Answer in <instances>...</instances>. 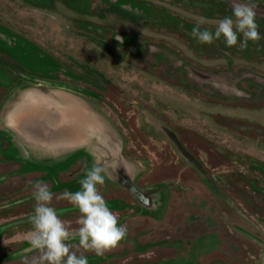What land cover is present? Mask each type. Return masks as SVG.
<instances>
[{
    "label": "rangeland",
    "instance_id": "obj_1",
    "mask_svg": "<svg viewBox=\"0 0 264 264\" xmlns=\"http://www.w3.org/2000/svg\"><path fill=\"white\" fill-rule=\"evenodd\" d=\"M131 1L150 6L153 12L141 19L98 0H0V117L3 106L7 107L19 89L37 85L25 79L65 83L91 97L83 96L96 103L117 128L124 143L121 156L138 173L137 187L164 190L165 184L177 180L178 187H189L199 195L190 200L191 192H184L169 200V192L161 190L156 208L143 211L125 189L108 182L98 186L107 197H128L133 203L129 209L132 218L124 225L127 243L102 257L84 253L89 264H263L264 90L255 92L244 81L239 86L249 92L247 98L224 95L200 81H187L189 87L185 80L179 81L178 74L171 75L168 69L145 64L137 57L149 44L210 74L229 71L235 75L244 70L264 77V53L258 50L264 49V24L257 22L261 39L249 41L243 51L239 50L242 34L231 48L223 40L195 44L177 28L178 21L185 22L188 30L203 21L202 30L215 31L219 19L231 16L232 9L215 0H208L207 5L195 0L193 4L189 0ZM158 15L168 21L161 22ZM113 34L127 41L121 46L112 43ZM235 76L241 78L242 74ZM143 101L155 108L164 101L172 116L185 118L169 123L183 139V148L176 149L153 128L147 131ZM185 127L190 134H184ZM4 129L0 131V264H25V257L31 260L39 254L38 250L23 252L30 247L27 236L32 230L29 215L36 203L34 185L48 183L53 193L51 207L73 209L59 197L65 191L80 190V185L63 184L82 179L91 168L84 163L90 158L85 155L96 157L99 150L86 147L57 167V183H50L41 169L45 167L26 159L21 144ZM227 175L239 181V194L233 191L231 195L226 188L223 177ZM188 201L192 208H187ZM58 215L75 223L80 213ZM175 216L180 217L178 223ZM143 221L149 227L137 229Z\"/></svg>",
    "mask_w": 264,
    "mask_h": 264
},
{
    "label": "clouds",
    "instance_id": "obj_2",
    "mask_svg": "<svg viewBox=\"0 0 264 264\" xmlns=\"http://www.w3.org/2000/svg\"><path fill=\"white\" fill-rule=\"evenodd\" d=\"M256 5L254 3H235L232 15L219 19L214 33L201 29L203 21H198L190 35L200 44H212L223 37L226 46H237L240 34L242 41L239 50L248 47L249 41L261 39L256 22ZM121 37L116 39L119 41ZM121 165L116 162L102 165L94 162L78 181L80 190L65 191L59 198L66 200L80 213L76 224L62 220L56 209L51 207L53 193L48 183L37 181L34 185L33 197L36 201L34 212L29 215L32 230L28 233L25 252L38 250V255L25 264H89L86 252L98 257L104 256L118 246L127 235V227L119 224L118 216L110 209L98 186L105 184V177L111 178L109 168L117 170ZM78 240L77 244L70 241ZM79 253V254H78Z\"/></svg>",
    "mask_w": 264,
    "mask_h": 264
},
{
    "label": "water",
    "instance_id": "obj_3",
    "mask_svg": "<svg viewBox=\"0 0 264 264\" xmlns=\"http://www.w3.org/2000/svg\"><path fill=\"white\" fill-rule=\"evenodd\" d=\"M202 75L204 78L197 76L196 79L214 90H220L224 86L233 97H249L236 88V81H231V76L227 73ZM0 118L9 133H21L24 136L27 152L30 151L27 145L30 141L55 143L82 139L99 144L108 153V158L102 161V165L113 162L121 165L117 170L109 168L111 178L106 176L105 179L125 189L141 208H156L155 200L163 189L140 188L134 184L133 165L121 156L120 147L110 136L104 118L85 98L43 85L26 86L14 94Z\"/></svg>",
    "mask_w": 264,
    "mask_h": 264
},
{
    "label": "flooded vegetation",
    "instance_id": "obj_4",
    "mask_svg": "<svg viewBox=\"0 0 264 264\" xmlns=\"http://www.w3.org/2000/svg\"><path fill=\"white\" fill-rule=\"evenodd\" d=\"M98 1L100 3H102V4H105L109 8H113L114 10H118L120 12H123L126 15L135 16V17L141 18V19L147 18L153 12V10L151 9L150 6L143 5L141 3L137 4V3H135L134 1H131V0H98ZM189 1H191V2H189L190 4L194 3V0H189ZM196 2L198 4H204V5L209 4L208 0H195V3ZM215 2L219 6L224 5L225 7L228 6L231 9H232V5L235 4V3H254L256 5V8H255V11H256V22H258V24H264V2H262V1H258V0H215ZM158 18L163 23H166L168 21V18L165 17L164 15L163 16L158 15ZM78 22L81 23L80 21H78ZM184 24H185V22L178 21L177 28L180 29L181 31H183V33H184V35H186V37H191L192 42L196 44L197 40L194 39L190 35L192 29L188 30V29L184 28ZM95 31L97 32L98 30L96 29ZM212 32L214 33V31H212ZM98 34H100V33H98ZM2 36L4 37V35H2ZM118 36L119 35H117V34H113L111 39H110V42L115 43V44L120 45V46L123 43L125 44V41H127L125 39L126 37L120 36L121 38L118 41L116 39ZM219 40H223L224 41L223 37H221V39H219ZM258 50H260V51H262L264 53V49L263 48L259 47ZM166 52L167 51L165 49H163L162 47L147 44L146 46L143 47V50L140 51V53H139L137 58L139 60H142L143 62H145V64L149 63V65H151V66H155V67H158V68H164V69L166 68V69H168V73H170L171 75L178 74L179 76H181L179 81H182V82H184V80H185L186 82L187 81H189V82L191 81V82H195L196 83V82H198V80L196 79L197 76L200 77V78H204V75H202V74L209 73V71L201 70L196 65H194V64H192L190 62H187L182 57L172 56V55H170V54H168ZM228 72H227V74H229L231 76V81H236V88L238 90H241L243 92L245 91V93L247 92L244 88L239 86L244 81H249V83H247V85L251 89H257V90H255V92L259 91V89L264 90V77H262L261 75H259L257 73H253V72L251 73V72H246V71L242 70L239 73L235 74L237 76L239 74H242V76L240 78L239 76L236 77L233 73H230V72L228 73ZM211 73H213V72H211ZM32 80H35V79L32 78ZM40 80L41 79H39V81ZM25 81H30L29 83H31V84L43 85V86H47L49 88H57V89L65 90V91L76 92L74 89H72L71 87H69L65 83H59V82L52 81V80L43 79L40 82H36V81H31V80L25 79ZM189 82H187L186 85L189 86V87H192L191 85H189L190 84ZM202 85H205L208 89H213L211 86H208L206 83H203ZM220 91L224 95H230V94H228V89H226L224 86H221ZM76 93L80 94L81 96H85L87 98H91L87 94H85L84 92L77 91ZM248 93H246V94H248ZM143 102H144V107H142L141 110L143 112L144 121H146V124H147V131L150 132V130H152V128H153V130H157L158 132L163 134L169 140V142H171L173 147H175L176 149L178 147L183 148L185 146V143L183 142V139L180 137V135L178 133H176L171 128L170 124L172 122H175V121L176 122L177 121L182 122V120H184L185 118H183L182 120H177L174 117V115L172 116L173 112L170 111L169 109H167V106L169 107V105L167 103H165L164 101H162V103L157 105L158 108H155L154 104L147 103L146 101H143ZM93 106L100 113V115L104 118V121H105L106 125L109 128L110 134H111L113 140L119 145L120 150L124 149V143L122 141V137L119 134L117 128L108 119V117L102 112L101 108L99 106H97L96 103L93 104ZM152 108L154 109V111L156 113L159 114V116L154 114L153 110H151ZM184 134H190V132L187 130L186 127L184 128ZM98 154H99V158L103 159V157H106V151H104V150H101V152L98 153ZM88 159L90 160L89 162L93 165L94 159H92V158H88ZM68 162H69V160L67 161V163ZM137 174L138 173H134V180H135ZM176 181L177 180H172V183H176ZM105 182H108V183L113 185V183H111L110 181H108L106 179H105ZM68 185H69V183H68ZM137 204H138V202H137ZM142 210L143 211H148V210H146L144 208H142Z\"/></svg>",
    "mask_w": 264,
    "mask_h": 264
},
{
    "label": "crops",
    "instance_id": "obj_5",
    "mask_svg": "<svg viewBox=\"0 0 264 264\" xmlns=\"http://www.w3.org/2000/svg\"><path fill=\"white\" fill-rule=\"evenodd\" d=\"M60 90H62V89H60ZM63 91H65V90H63ZM67 92H69L70 94L81 96L80 94H76L72 91H67ZM81 97H83V96H81ZM86 100L96 110V108L93 106V104L88 99H86ZM4 108L5 107L3 106L2 109H4ZM1 124H2V122H1ZM0 131L1 132L5 131L3 125H0ZM7 133H9V132H7ZM109 133H110V131H109ZM10 135L12 136L13 141H17L18 144L19 143L21 144L22 149L25 151L26 159H28L33 164L35 163L34 165L36 167L44 166L45 168H41V169H43L45 171L44 173L48 177L51 176L53 179H57L56 175H57V172H59V171H57V172L55 171L57 169V167H62L63 165H66L68 160L70 161L74 158L75 155H79L81 153V151H84L86 149V147L91 146L94 149H98L99 153L101 152V150L106 151L103 147H101L99 144H97L93 141L85 142L82 139H78L77 141H72V142H68V141L64 140V141L55 142V143H41V142H36V141H34V142L30 141V142H27L28 147H30V151L27 152L26 149H28V148L25 145L26 142H25L24 136L21 133H18V134H11L10 133ZM110 136H111V134H110ZM32 152H34V154ZM86 156H89L90 158L94 159V162L99 161L100 163H102V161L104 159L108 158V153L106 151V157H103V159L99 158V154L96 155V157L90 156L89 154H86L85 157ZM85 157H83V158H85ZM84 161H85V159H84ZM86 161L84 162L85 165L86 166L89 165L92 167V164L89 162V160H86ZM72 175H73L72 173H69V177H72ZM70 181L78 182L79 180H70ZM192 188L196 189V186L192 185ZM200 192H202V190H200ZM75 244H77V243H75Z\"/></svg>",
    "mask_w": 264,
    "mask_h": 264
},
{
    "label": "trees",
    "instance_id": "obj_6",
    "mask_svg": "<svg viewBox=\"0 0 264 264\" xmlns=\"http://www.w3.org/2000/svg\"><path fill=\"white\" fill-rule=\"evenodd\" d=\"M21 55V54H20ZM41 170V169H40ZM48 177V176H47ZM49 179H50V183H57L56 182V180L55 179H53L51 176H49ZM55 180V181H54ZM67 182V181H66ZM223 182L225 183V186H226V188L230 191V194L231 195H234L233 194V191H237V194H239V192H238V190H242V189H240V187L238 186V183H239V181H237V179L234 177V176H230V175H227V176H224L223 177ZM69 183V186L70 185H72V184H76V183H78V182H73V181H71V182H68ZM68 183H64L63 185H68ZM71 183V184H70ZM169 183H172V181H170ZM237 183V184H236ZM237 185V186H236ZM56 186H57V184H56ZM59 186V185H58ZM114 187H116V186H114ZM118 188V187H117ZM119 189V188H118ZM121 189V188H120ZM238 189V190H237ZM245 189H247L246 187H245ZM172 190V191H171ZM165 191L166 192H169L168 193V196H167V199L169 198V200L170 199H175V198H177V197H180V196H182V193H184V192H186V193H190L191 192V194H190V196H188L187 198L188 199H190V200H192V198L194 197V196H199L198 194H196V193H192V189L190 190V188L188 187V188H186V189H183V188H181V187H178L177 186V183L175 184V183H172L171 185H169L168 183L167 184H165ZM250 191L252 192V193H256V191H253L252 189H250ZM118 193V192H117ZM103 196H104V198H105V200H106V202L108 203V206L110 207V209L118 216V218H119V224H122V225H126V223L130 220V218H132V216L130 215V213L132 212L131 210H129V209H131V205H133V203L131 202V201H128V197H126L125 199L123 198H121L119 195H117V196H110V197H107V195H105V193H101ZM240 194H242V192L240 193ZM243 195V194H242ZM185 196H187V195H185ZM202 196V195H201ZM195 197V198H196ZM174 201V200H173ZM172 201V202H173ZM171 203V202H170ZM192 203V202H191ZM189 201H188V204H189V207H187V208H192V207H190V205L192 206V204H191ZM185 204H187L186 202H185ZM66 207V206H65ZM65 207H61V208H55L56 209V211H57V213H59V214H65L66 212H75V211H78V210H76L72 205H69V206H67V208H73V209H71V210H68V211H62ZM129 210V211H128ZM178 210H180V208H178ZM190 211V210H189ZM178 214L179 213H181V211H179V212H177ZM180 215V214H179ZM178 219L177 220V223L180 221V217L178 216V217H174L173 219ZM174 221V220H173ZM71 224H75V223H73V222H71V221H69ZM76 222V221H75ZM173 224H174V222H173ZM149 227V225H148V223H146V222H142V224H141V226H138L137 227V229H147ZM127 233H128V231H127ZM129 238V236H127L126 235V237L123 239V240H121L120 241V243L118 244V246L117 247H115V249H114V251L115 252H118L119 251V249H118V247L119 246H121L123 243H127V239ZM117 248V249H116ZM123 251V250H122Z\"/></svg>",
    "mask_w": 264,
    "mask_h": 264
}]
</instances>
